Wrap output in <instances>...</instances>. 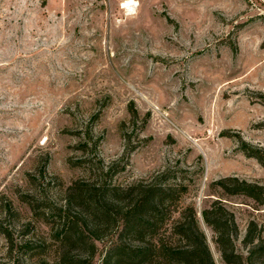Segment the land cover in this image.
Returning <instances> with one entry per match:
<instances>
[{
    "label": "rangeland",
    "instance_id": "374dc122",
    "mask_svg": "<svg viewBox=\"0 0 264 264\" xmlns=\"http://www.w3.org/2000/svg\"><path fill=\"white\" fill-rule=\"evenodd\" d=\"M159 174L175 188L164 226L193 205L227 264L201 216L220 200L245 263L264 197L216 181L264 186V0H0V264L53 263L73 181Z\"/></svg>",
    "mask_w": 264,
    "mask_h": 264
},
{
    "label": "trees",
    "instance_id": "16d2710c",
    "mask_svg": "<svg viewBox=\"0 0 264 264\" xmlns=\"http://www.w3.org/2000/svg\"><path fill=\"white\" fill-rule=\"evenodd\" d=\"M161 177L128 187L73 181L65 204L57 208L60 221L53 230L52 264H93L97 242L102 241L106 244L99 264H215L193 205L184 206L170 228L164 226L162 217L170 211L167 201L175 188L164 185ZM216 183L227 193L258 201L264 197V186L235 176ZM201 216L225 263L264 264V237L256 222H249L242 239L247 249L244 263L234 243L238 233L234 214L215 199ZM0 232L9 234L1 226Z\"/></svg>",
    "mask_w": 264,
    "mask_h": 264
}]
</instances>
